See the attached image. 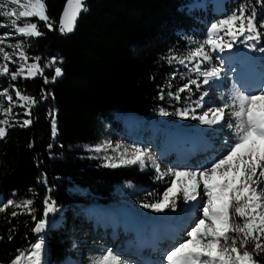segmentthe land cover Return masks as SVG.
<instances>
[{
  "label": "trees",
  "instance_id": "1",
  "mask_svg": "<svg viewBox=\"0 0 264 264\" xmlns=\"http://www.w3.org/2000/svg\"><path fill=\"white\" fill-rule=\"evenodd\" d=\"M189 1L86 0L88 11L82 12L75 31L62 34L58 28L67 0H45L53 28L49 30L40 21L38 29L43 35L29 39L24 47L29 64L37 62L32 58H38L40 66L44 56H59L62 78L53 79L52 70L14 82L29 97L41 93L49 96L48 102L56 111L55 148L61 151V157L51 159L47 151L52 145V118L47 110H37L28 117L18 111L29 108L32 111L33 105L19 101L10 122L13 119L33 122L28 127H9L5 139L0 140V197L4 203L36 197L35 213L39 220L47 194L57 207L91 202L71 195L68 182L91 192L92 200L100 204L115 200L114 187L121 182H131L145 191L154 187L151 172L138 166L108 168L96 160H81L73 151L78 145L95 146L109 133L123 128L116 111L146 116L165 105V100L159 99L161 88L167 93L186 82L177 75L174 87L168 88L172 72L177 68L181 73L185 71L180 65L167 64L165 57L170 50L172 54L184 55L192 46L189 38L203 40L211 24L231 15L242 3L254 5L257 23L264 22V3L258 0H226L223 4L209 1L205 8H192ZM253 43L262 60L256 63L255 72H264V52L259 51L264 48V36ZM176 142L184 143L181 139ZM212 146V142L191 146L189 155L211 152ZM177 158L184 159L179 150ZM42 178L51 188L49 193L40 184ZM11 212L8 209L0 213V264H13L27 247L36 223L26 213L13 217ZM77 222L67 214L63 227L48 230L51 263L61 264L73 250L68 229ZM258 259L264 264V256Z\"/></svg>",
  "mask_w": 264,
  "mask_h": 264
},
{
  "label": "snow or ice",
  "instance_id": "2",
  "mask_svg": "<svg viewBox=\"0 0 264 264\" xmlns=\"http://www.w3.org/2000/svg\"><path fill=\"white\" fill-rule=\"evenodd\" d=\"M258 2L264 3V0ZM11 5L19 6L18 16L17 8ZM87 11L86 0H67L59 32L72 33L81 12ZM46 13L45 0L23 2L0 0V17L9 18L8 26L14 28L15 34L23 38L42 36L43 33L38 29L40 21H43L49 30L53 28ZM33 17L37 19L32 20ZM20 18H25V22L18 23ZM262 30L264 22L257 23L255 6L242 3L231 15L211 24L203 40L189 38L195 47L190 48L186 55L172 54L170 50L169 55L165 57L170 66L180 65L185 70L181 73L177 68L172 72L168 88L174 87L173 81L177 75L186 82L176 87L175 91L169 90L167 93L161 88L159 99L164 100L167 96L177 104L186 106L177 108L173 113L161 108L159 115H176L184 120L198 121L201 125L226 128L230 133L229 139L225 141L228 147L218 159L198 170L167 169L166 172H162L151 151L140 146L129 149L117 144L115 150L119 152V163L113 162L112 158L104 157L106 161L104 167L138 165L144 170L150 165L159 174L157 179L165 175L173 177L161 199L142 205L155 213H163L169 208L174 210L179 198L185 202H196L201 195L205 198L200 202L201 216L187 232L188 238L164 255L165 264H261L258 257L264 256V87L255 92H248L234 85L228 94L220 96L222 103L219 106L207 108L199 114L197 110L204 108L205 97L209 95L207 90L201 89L204 86L211 88L222 79L224 73L223 63L218 66L212 63V54L223 52L225 49L231 50L233 42L241 36L245 37L246 41H259L264 36ZM11 35H13L11 32L5 33L4 37L0 38V45H5L0 47V61L3 62L0 64V76L8 78L9 88L16 98L14 100L9 89L0 90V98L7 102V107L0 103V113L7 114L13 113V106L17 101L28 102L33 106L38 103L35 98L23 94L11 82L18 78H33L36 74L33 70H38L40 75H43L44 71L38 64V58H32L37 62L28 63L30 57L24 47L27 40L7 43V37ZM226 37L228 39H225ZM259 51L264 52V48H260ZM59 62L62 63V60ZM52 63H57L55 58ZM10 64L16 65L15 71H10ZM54 73L53 79L62 76L63 70L57 66ZM47 82L48 79L45 78V83ZM197 92L200 93L199 96L192 99ZM23 115L30 116V108L26 109ZM49 115L53 117L51 125L55 136V116L51 111ZM32 122L31 119L22 121L13 119L10 122L9 119L0 118V140L5 139L9 127L17 125L28 127ZM108 146L112 147L110 143ZM93 150L100 153L103 148L98 145ZM33 203L32 199L8 200L0 204V213L12 208L13 217L27 213L35 220ZM57 210L56 201L50 196L46 197L43 216L36 220L32 229L38 235L37 242L31 245L27 253H19L13 264H21L25 258L29 264H46L44 260L46 244L41 234L45 233L49 226L50 214ZM93 264H125V261L113 250L107 249L93 261Z\"/></svg>",
  "mask_w": 264,
  "mask_h": 264
},
{
  "label": "rangeland",
  "instance_id": "3",
  "mask_svg": "<svg viewBox=\"0 0 264 264\" xmlns=\"http://www.w3.org/2000/svg\"><path fill=\"white\" fill-rule=\"evenodd\" d=\"M209 1L214 4L216 3L223 4L225 3L226 0H190L188 4L192 8H205ZM21 2H23V0H21ZM11 7L17 8V16H18V13L20 11L19 6L11 5ZM223 18L225 17H222L221 19ZM31 19L34 20L35 17ZM24 22H25V18H20L18 21V23L20 24ZM0 24L4 25V26H0V38H3L5 33H9V32L13 33V35L7 37V43H15L16 41L21 39H26L27 42L29 41V39L20 37L18 34H15L14 28L8 26L10 24L9 18L0 17ZM225 39L228 38L226 37ZM252 45H254L253 41H246L245 37L241 36L236 41L233 42V47L231 50L225 49L223 52H217L212 54L213 55L212 63L217 66L223 63L224 73L222 75V79L217 81L211 88H208V86H204V88L201 89V91L207 90L209 95L205 97L204 108L198 109L197 114L206 110L207 108L219 106L222 103V101L219 99L220 96L228 94L232 90L234 85L235 87H238L241 90H246L248 92H255L258 91L261 87H264V72L261 71L255 72V66L259 64L261 60V55L254 49V47H252ZM4 46L5 45H0V47H4ZM194 47L195 45L192 44L190 48H194ZM6 50L11 51V49H7V48ZM188 50L183 54L186 55ZM53 58L56 59L57 63L55 64L52 63ZM40 61H41L40 68L44 69L43 75H45L47 74V72L54 70L55 67L57 66L59 67V63H60L59 61H61V59L59 56H55V57L44 56L42 59H40ZM232 61H234V64H230ZM2 63L3 62L0 61V64ZM9 68L10 71H15L16 65L10 64ZM34 73H36L34 75L35 77L37 76L39 71L35 70ZM20 81L23 82L24 80L21 79ZM246 82H250V84ZM11 83L15 84L16 87L22 91L20 85H18L14 81H12ZM6 88L9 89V93L13 94L14 100H16L14 93H12L11 89L9 88L8 78L4 76H0V90ZM199 94L200 93L197 92L196 95L192 97V99H196L199 96ZM184 95L186 94H182V96ZM42 97H46V99H43ZM34 98L38 101V103L33 106L30 116H33L35 112L40 109H46L49 117H51L49 115L50 111L53 112L55 116L56 111L54 106L50 104V102H48L49 101L48 95H46L45 93H41V94H37ZM164 100H165V105L159 106L158 108L154 109L146 116H139V119L137 118L138 116L130 117L129 119H127L128 121H126L125 117H128V115H133V114L116 111V118L122 123L123 128L118 129L115 132L113 131L112 133H109L107 136H105L104 139L100 141L99 144L95 146H91L88 144L78 145L77 147H75L73 151L74 154L78 155L77 157H79L81 160H87V161L96 160L104 165L106 163L104 159L105 156L112 158L113 162L119 163V152L115 150L117 144H120L124 148H129V149H131L133 146H140L142 148L149 149L151 151V154L159 162L161 171L166 172L167 169L198 170L202 167L208 166L213 160H215L214 156L218 155L219 153L223 154L226 151L228 144H226L225 141L228 140L230 136V133L226 128H221L220 126L210 127V126L201 125L199 124L198 121H194L191 119L184 120L176 115L160 116L159 110L161 108H164L168 112L173 113L176 111L177 108L186 106V104L183 105L177 104L176 101L172 100L167 96L165 97ZM18 102L19 101H17L15 105H17ZM0 103L4 104V106L7 107V102L3 98H0ZM15 105L13 106V113L11 114L0 113V118L4 117V119H9L13 115H15V113H17L15 109ZM24 111L25 109H20L18 112H24ZM127 122H129L130 124ZM51 129H52V125H51ZM178 139H181V141H183L185 144L184 143L180 145L177 144L176 140ZM56 142H57V129L55 136H53V132H52V145L47 150L48 152H50L49 156L51 159L61 157L60 154L61 151L55 148ZM209 142H212L213 144L211 152L205 151L200 153V155L198 154L199 156L197 155L195 157L189 155L191 146L205 145L208 144ZM109 143L111 144L112 147L108 146ZM98 145L102 146L103 148V151L100 153H96L93 150ZM178 150L182 153L184 158L183 160H179L177 158ZM53 151L55 152L53 153ZM121 166H138V165H121ZM144 170L151 172L150 174L155 178L154 180L155 185L152 189L145 191L143 190L142 187H137L135 184L131 182L118 183L115 185L113 191L115 195V200L108 203V205L105 207L113 208L114 206L123 205L127 209L138 211L139 213L152 212L150 208H144L142 205L145 203H153L156 200L161 199L163 193L170 186L173 177L169 175H165L163 178L157 179V176L159 174L150 165L146 167ZM40 184L45 190H47V193L51 191V188L48 186V182L45 178L41 179ZM66 186H67V190L70 191L71 195L76 197H82L84 200L91 202L87 205H84L82 203H76V204H71L68 207H57L58 210L54 214H50L49 226L46 232L41 235H43V237L45 235L47 239L48 230L59 229L63 227L65 217L67 216V214L68 215L71 214L73 217H75V219L78 220V222L74 224L73 227L70 225L68 229V233L72 238L74 248L71 251V253L67 256L68 258L67 260L71 261L72 259L73 264H93V261L96 258H98L99 255L103 254L105 250L111 249L119 257H121L123 261H125V264H127L128 261L125 259V257H123L125 255L120 253V251L122 250L121 248L125 246L122 245L124 244L125 237L123 239L121 230H119V232L117 233L114 232L113 230H109V231L107 230V233H105L103 227L106 225V220L105 219L99 220L97 219L98 217L96 218L94 216L95 213L91 214L92 212H90L91 209L94 208L96 209V207H100L104 209L103 208L104 206H99L101 205L100 203H98L96 200H92L93 194L87 191L86 189L81 188L77 185H72V183L69 182L66 184ZM149 193H151V195H149ZM48 196L49 195L47 194L46 197ZM26 199L33 200L34 202L33 207L35 209L36 197L28 196ZM22 200L25 199H19L18 201H22ZM44 200H43V206H44ZM3 203L4 201L2 200V198H0V204ZM186 204L187 202H185L182 198L177 199L176 207L174 210L171 209V212L173 214L179 213L180 211H182V209ZM9 209L12 211L14 210L12 208ZM15 210L19 212L18 209ZM171 212H167V213L172 214ZM131 213L133 212L127 214H131ZM33 215L36 217L35 220L32 218V216L30 215L29 216L33 222H36L37 220L36 213L34 212ZM140 223L141 224L136 227L137 229L136 232H134L135 230L129 231V233H131V237L127 239V243L132 244V242L135 243V241L138 242V240H141L143 241V243H146L148 238L154 241L155 237L151 233V231L147 230L148 226H146L147 228H145L144 227L145 225L142 222ZM192 225L194 226V224ZM98 226L99 228H97ZM111 234L114 237L113 240H116L113 243H111L113 240L109 239ZM94 235H100V237L104 236L105 238L104 237L103 238L106 243L102 240V238H99L98 236L95 237ZM187 238H188L187 233H185L183 235V240ZM37 239H38V235L35 232H33L31 239L28 241L27 247L21 252L27 253L30 250L31 245L37 242ZM183 240L180 239L178 241L182 242ZM162 247L163 245H158V247H156V250L157 248L161 249ZM170 248L172 247L166 248L167 251H169ZM47 250L50 256L49 248ZM155 257H159V256L155 255ZM129 259H131V256H129ZM45 261L47 264H53L51 263L50 257L47 260L45 259ZM21 264L24 263L21 262ZM26 264H28V262Z\"/></svg>",
  "mask_w": 264,
  "mask_h": 264
},
{
  "label": "bare ground",
  "instance_id": "4",
  "mask_svg": "<svg viewBox=\"0 0 264 264\" xmlns=\"http://www.w3.org/2000/svg\"><path fill=\"white\" fill-rule=\"evenodd\" d=\"M130 117H137V116L128 115V117H125V120L128 121L127 119H129ZM137 118L139 119V116ZM203 199L205 198L203 197V195H201L198 201L187 202V204L184 206L182 211L175 214L171 212V208L169 210L168 209L165 210V212L163 213H155L153 211L149 213L148 212L139 213L138 211L127 209L123 205L114 206L113 208L104 206L103 207L104 209L100 207H96V209L95 208L91 209L90 212H92L91 214L95 213L94 216L96 218L98 217L97 219L106 220V225L103 227L105 233H107V230L108 231L113 230L116 233L119 232V230H121L123 239L125 237L124 244L122 245L125 246L121 248L122 250L120 251V253L125 255L123 257H125V259L128 261L127 264H165L163 257L168 252L166 248L169 247L173 248L175 245L180 243L178 240L180 239L183 240V235L191 230V228L193 227L192 224H195L198 221V219L201 216L200 202ZM130 212L133 213L127 214ZM167 212H171L172 214H169ZM140 222H142L145 225L144 226L145 228H147L146 226H148L147 230L151 231V233L154 235L155 237L154 241L148 238L146 243H143V241L141 240H138V242L135 241V243L132 242V244L127 243V239L131 237V233H129V231L135 230L134 232H136L137 230L136 227L141 224ZM97 228H99V226ZM94 236L95 237L98 236L99 238H102V240L105 242L104 236H103L104 238L100 237V235H94ZM44 239L46 244V254L44 260L45 259L47 260L50 256L47 250L48 244L45 235H44ZM109 239L111 240L114 239L112 234L110 235ZM115 241L116 240H113L111 243ZM158 245H163L162 247L163 249L157 248L156 250V247H158ZM172 248H170V250ZM135 254H137V257ZM155 255L159 257H155ZM129 256H131V259H129ZM67 259L68 258H66L62 264H73L72 259L71 261ZM21 262L26 264L28 261L27 259H22Z\"/></svg>",
  "mask_w": 264,
  "mask_h": 264
},
{
  "label": "water",
  "instance_id": "5",
  "mask_svg": "<svg viewBox=\"0 0 264 264\" xmlns=\"http://www.w3.org/2000/svg\"><path fill=\"white\" fill-rule=\"evenodd\" d=\"M66 6H67V2L65 3V5H64V7H63V10H62V12H61V19H62V14H63V12H64ZM81 14H82V12H81ZM81 14H80L79 17L77 18L76 26H75V28H74V31H75V29H76V27H77V25H78V22H79V19H80V17H81ZM67 34H68V33H67ZM54 77H55V75H54ZM60 78H62V76H60V77H58V78H55V80H58V79H60Z\"/></svg>",
  "mask_w": 264,
  "mask_h": 264
}]
</instances>
